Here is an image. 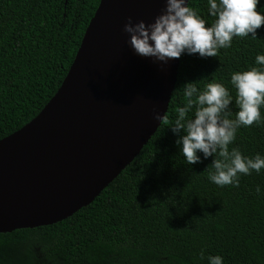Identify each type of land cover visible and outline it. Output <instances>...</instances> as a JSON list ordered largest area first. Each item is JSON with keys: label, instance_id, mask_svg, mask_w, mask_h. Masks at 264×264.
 I'll list each match as a JSON object with an SVG mask.
<instances>
[{"label": "trees", "instance_id": "1", "mask_svg": "<svg viewBox=\"0 0 264 264\" xmlns=\"http://www.w3.org/2000/svg\"><path fill=\"white\" fill-rule=\"evenodd\" d=\"M99 1L0 0V140L56 94ZM189 6L212 22L207 0ZM256 9L264 14V0ZM256 35L234 37L216 57L181 55L167 112L134 160L72 216L0 233V264H208V255L264 264V169L241 175L237 187L217 186L208 179L213 157L187 165L169 127L186 82H220L235 98L230 74L259 67L264 54V25ZM230 107L234 118V100ZM232 147L264 156V120L238 129Z\"/></svg>", "mask_w": 264, "mask_h": 264}, {"label": "water", "instance_id": "2", "mask_svg": "<svg viewBox=\"0 0 264 264\" xmlns=\"http://www.w3.org/2000/svg\"><path fill=\"white\" fill-rule=\"evenodd\" d=\"M165 0H100L56 94L26 125L0 140V233L57 223L89 205L140 153L160 126L177 80L167 64L126 43L128 17L146 24ZM104 65L97 91L65 87L73 69ZM154 113L162 115L158 121Z\"/></svg>", "mask_w": 264, "mask_h": 264}, {"label": "clouds", "instance_id": "3", "mask_svg": "<svg viewBox=\"0 0 264 264\" xmlns=\"http://www.w3.org/2000/svg\"><path fill=\"white\" fill-rule=\"evenodd\" d=\"M260 0H207L206 20L189 6V0H165L164 9L154 19L145 23L133 22L128 17L123 31L128 34L126 43L139 56L153 62L167 64L181 55L196 54L201 58L216 57L219 50L231 47L234 37L256 38L257 29L264 25V14L256 9ZM255 64L243 71L230 74L228 87L216 81L203 85L192 82L183 85L184 103L177 106L169 127L177 135L175 143L187 165L198 164L202 157H213L208 179L217 186H239L241 175L257 174L264 169V156L259 153L245 156L231 145L238 129L259 125L264 117V54H257ZM234 100L238 109L232 118L230 105ZM162 115L154 113L160 121ZM257 194L262 189L255 188ZM200 258H204L201 251ZM208 264H224L220 255H208Z\"/></svg>", "mask_w": 264, "mask_h": 264}, {"label": "bare ground", "instance_id": "4", "mask_svg": "<svg viewBox=\"0 0 264 264\" xmlns=\"http://www.w3.org/2000/svg\"><path fill=\"white\" fill-rule=\"evenodd\" d=\"M104 65L98 62H89L84 66H81L77 69H73L67 79L64 82V88L67 86H80L86 90H95L97 91L104 84ZM63 89L58 92L55 98L50 101L48 107L44 110V113L52 111L56 101L63 97Z\"/></svg>", "mask_w": 264, "mask_h": 264}]
</instances>
